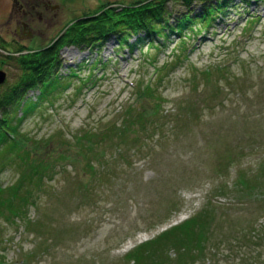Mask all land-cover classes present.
Returning a JSON list of instances; mask_svg holds the SVG:
<instances>
[{
    "label": "rangeland",
    "instance_id": "obj_1",
    "mask_svg": "<svg viewBox=\"0 0 264 264\" xmlns=\"http://www.w3.org/2000/svg\"><path fill=\"white\" fill-rule=\"evenodd\" d=\"M139 1L51 0L54 23L36 21L19 39L16 7L9 20L11 0H0V93L23 75L14 57L47 47L76 18ZM161 5L171 26L185 13L194 30L65 45L57 74L69 85L29 111L39 89H26L10 109L26 112L16 123L28 141L19 152L0 143V195L16 185L28 201L0 198V264H129L128 251L209 201V247L194 264H264V0Z\"/></svg>",
    "mask_w": 264,
    "mask_h": 264
},
{
    "label": "trees",
    "instance_id": "obj_2",
    "mask_svg": "<svg viewBox=\"0 0 264 264\" xmlns=\"http://www.w3.org/2000/svg\"><path fill=\"white\" fill-rule=\"evenodd\" d=\"M183 1L190 2V0ZM216 5H219V1H217ZM165 11V7L161 5V0H142L141 2H133L120 6L116 10L113 7H107L106 9L102 7L96 10L95 15H90L89 19H86L89 16L85 18L79 17L67 23L60 37L51 41L47 47L37 49L34 52L29 50L31 52L28 51L26 54L14 57L16 63L22 67L23 75L18 82L5 88L2 87L0 93V143L7 142L9 152H19L26 147L28 139L26 140L21 135L16 123L21 121L26 112H22L21 115L16 116L15 113L11 114L10 111L13 107L18 108L20 106L21 108L22 103L20 101L22 100L23 91L32 88L39 89L38 99L33 102L30 101L31 104L26 109L29 111L35 108L38 103L49 99L48 97L54 90L61 87L66 88L69 85L68 74L64 77L61 74H57V67L60 65L57 50L65 45L76 47L86 45L98 48L111 36H114L119 45L129 44L131 46L132 44L128 42L131 36H136L137 40H142L152 34H163L164 30L166 31L167 29L174 30L178 34L187 26L191 30H194L192 21L189 22L183 18L187 14L182 13L181 17L177 20L176 26L173 27L169 24L168 18L164 16ZM204 12L205 15L209 14L210 18L214 15V12L206 9L202 14ZM204 17L201 22L209 24L210 21H206ZM141 32L144 34L141 35ZM180 38L181 40L183 39V37ZM21 48L19 50H23L25 47L22 46ZM7 57L13 58L11 55ZM0 60L1 62L4 61V59ZM43 68L45 69L42 70ZM143 92L141 91L139 95L143 94ZM145 92H149V90L147 89ZM25 154L28 156L27 151H24V157ZM21 159L24 160L23 157ZM44 162L43 160L33 165V170L35 172L39 170L44 174L45 169H39L42 166L45 168ZM235 182H239L246 190H249L251 187V181L246 176L244 177L242 173H239ZM7 190L10 193L9 198L1 197L2 195H0V198L7 201L8 206H11L14 199L20 202L28 201L26 195H17L16 185L8 187ZM3 192L4 189L0 186V193L2 194ZM213 209L214 205L209 201L193 216L160 232L153 239L138 244L126 254L128 263L194 264L197 260L204 259L206 247H209V234L214 223L213 215H211ZM16 211L17 213L21 212L20 208ZM255 232L259 233V231ZM169 248L174 249V258H170L167 254V249Z\"/></svg>",
    "mask_w": 264,
    "mask_h": 264
},
{
    "label": "flooded vegetation",
    "instance_id": "obj_3",
    "mask_svg": "<svg viewBox=\"0 0 264 264\" xmlns=\"http://www.w3.org/2000/svg\"><path fill=\"white\" fill-rule=\"evenodd\" d=\"M10 7L9 20L12 18L13 8L16 7L14 12V15H16L15 27L11 33L19 39L30 37L33 33H37L36 28L34 29L33 27L34 22L39 21L51 24L54 23L53 19H56L60 14L57 12L59 4H53L51 0H11Z\"/></svg>",
    "mask_w": 264,
    "mask_h": 264
},
{
    "label": "water",
    "instance_id": "obj_4",
    "mask_svg": "<svg viewBox=\"0 0 264 264\" xmlns=\"http://www.w3.org/2000/svg\"><path fill=\"white\" fill-rule=\"evenodd\" d=\"M6 73L5 71L0 69V83H2L5 80Z\"/></svg>",
    "mask_w": 264,
    "mask_h": 264
}]
</instances>
